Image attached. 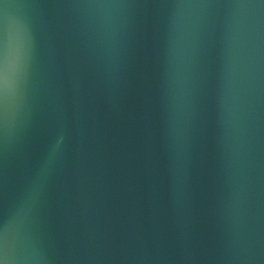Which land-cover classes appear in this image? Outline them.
Wrapping results in <instances>:
<instances>
[{
  "label": "water",
  "instance_id": "water-1",
  "mask_svg": "<svg viewBox=\"0 0 264 264\" xmlns=\"http://www.w3.org/2000/svg\"><path fill=\"white\" fill-rule=\"evenodd\" d=\"M0 259L264 264V0H0Z\"/></svg>",
  "mask_w": 264,
  "mask_h": 264
},
{
  "label": "snow or ice",
  "instance_id": "snow-or-ice-1",
  "mask_svg": "<svg viewBox=\"0 0 264 264\" xmlns=\"http://www.w3.org/2000/svg\"><path fill=\"white\" fill-rule=\"evenodd\" d=\"M0 264H4V261H3V259H0Z\"/></svg>",
  "mask_w": 264,
  "mask_h": 264
},
{
  "label": "clouds",
  "instance_id": "clouds-1",
  "mask_svg": "<svg viewBox=\"0 0 264 264\" xmlns=\"http://www.w3.org/2000/svg\"><path fill=\"white\" fill-rule=\"evenodd\" d=\"M4 261V264H6V260H3Z\"/></svg>",
  "mask_w": 264,
  "mask_h": 264
}]
</instances>
